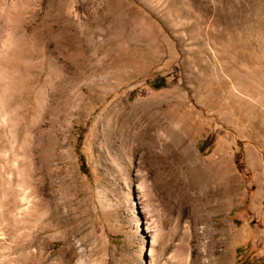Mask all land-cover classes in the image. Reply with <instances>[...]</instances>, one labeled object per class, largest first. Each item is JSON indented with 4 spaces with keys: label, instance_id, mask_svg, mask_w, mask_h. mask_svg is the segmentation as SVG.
<instances>
[{
    "label": "rangeland",
    "instance_id": "374dc122",
    "mask_svg": "<svg viewBox=\"0 0 264 264\" xmlns=\"http://www.w3.org/2000/svg\"><path fill=\"white\" fill-rule=\"evenodd\" d=\"M14 79L0 264H264V0H0Z\"/></svg>",
    "mask_w": 264,
    "mask_h": 264
},
{
    "label": "bare ground",
    "instance_id": "6f19581e",
    "mask_svg": "<svg viewBox=\"0 0 264 264\" xmlns=\"http://www.w3.org/2000/svg\"><path fill=\"white\" fill-rule=\"evenodd\" d=\"M52 80L53 79H51V80H49V82L51 81L52 82ZM53 83V82H52ZM21 84H23L22 83V81L21 82H17V80L16 79H14V80H11L10 82H8L7 83V85L5 86V89H8V90H10V92H9V94H8V96L6 95V97H4L3 99H2V103H1V107L2 108H7V107H9V101H10V98L12 99L13 98V101L14 102H18V99H17V96H14V93H15V91H18L19 89H21V87H22V85ZM18 89V90H17ZM59 90V89H58ZM17 94H21L20 92H17ZM19 95H18V97H19ZM57 95V94H56ZM21 96V95H20ZM60 96V95H59ZM37 98V100H38V105L36 106V109L38 110V111H41L42 110V108H43V106H42V103H43V99H44V95L41 93V94H38V97H36ZM24 99V98H23ZM20 100V99H19ZM53 101H55V100H53ZM60 115H58V117H59Z\"/></svg>",
    "mask_w": 264,
    "mask_h": 264
}]
</instances>
